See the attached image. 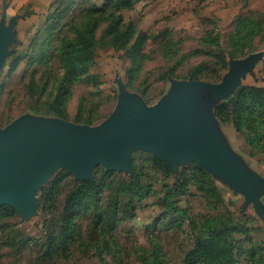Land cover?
<instances>
[{
	"label": "rangeland",
	"instance_id": "1",
	"mask_svg": "<svg viewBox=\"0 0 264 264\" xmlns=\"http://www.w3.org/2000/svg\"><path fill=\"white\" fill-rule=\"evenodd\" d=\"M131 1L127 8L109 0H70L67 8L53 2L37 13L28 0H0V17L7 5L4 25L13 32L10 53L0 67V129L35 117L94 126L111 115L122 89L150 107L174 82L218 84L231 62L244 67L248 57L259 52L252 71L235 90L212 102L231 105L241 87L264 88V0ZM114 24L121 34L118 43L109 31ZM76 30L81 35L79 50L89 60L86 70L66 84L58 108L51 102L69 53L63 44L77 37ZM139 36L141 45L130 56ZM192 97L183 115L185 124L191 121L201 131H214L210 98L200 92ZM261 127L249 146L230 124L220 122L246 168L264 178ZM154 158L171 170L156 165ZM129 161V172L97 164L83 180L58 167L35 191V213L25 220L10 205H1L0 264H188L186 256L206 226L228 228L231 264H264V210L260 215L252 204L242 208L243 194L228 182L196 162L171 167L142 149L132 151ZM192 167L214 183L212 194L199 190L203 180ZM79 183L89 191L73 213L63 251L59 234L65 201ZM260 202L264 206V195Z\"/></svg>",
	"mask_w": 264,
	"mask_h": 264
},
{
	"label": "water",
	"instance_id": "2",
	"mask_svg": "<svg viewBox=\"0 0 264 264\" xmlns=\"http://www.w3.org/2000/svg\"><path fill=\"white\" fill-rule=\"evenodd\" d=\"M6 8L4 5L0 17V67L13 41L11 26L4 25ZM261 55L251 54L244 67H239L242 62H231L228 73L215 85L201 80L174 82L170 91L150 107L122 89L111 115L94 126L37 117L12 122L0 129V206L10 205L25 220L35 213V191L58 167L77 180L91 177L97 164L129 172L132 151L142 149L168 161L171 167L178 162H196L241 192L242 208L252 204L262 215L264 178L247 169L232 150L212 102L227 98ZM194 92L210 98L217 127L214 131H201V126L191 121L185 124L183 115Z\"/></svg>",
	"mask_w": 264,
	"mask_h": 264
},
{
	"label": "trees",
	"instance_id": "3",
	"mask_svg": "<svg viewBox=\"0 0 264 264\" xmlns=\"http://www.w3.org/2000/svg\"><path fill=\"white\" fill-rule=\"evenodd\" d=\"M69 1L70 0H57L55 4L61 6L65 3L66 7V5L72 4ZM72 1L74 2V0ZM109 1L119 6L123 5L126 8L131 7L132 5L131 0ZM52 15L55 16V13ZM109 31L114 33L115 42L118 43L121 41V34L117 33L116 24L111 25ZM76 33L77 37L74 40L65 41L63 44L69 53L64 67L65 72L58 83L57 91L51 102L52 105H55L58 108H61L63 104L64 96L67 92L66 84H68L77 74L83 73L86 70L85 61L89 60L87 54L83 55L84 53L79 50L80 47L78 46L81 43V35H79V31L77 30ZM141 36L135 40L129 53L130 56H132L134 50L136 51L139 49V45H141ZM49 109H51V107H49ZM51 111L54 112L55 110L52 108ZM214 114L222 124H230L235 133L241 135L249 146H253L254 136H259L257 129L260 126H264V88L259 86L241 87L237 91L232 104L222 103L215 106ZM54 115L60 116V113L54 112ZM152 162H155L156 165L165 169V171L171 170L164 166L158 158H154ZM191 172L198 174L203 180L199 183L200 185L198 187L201 192L212 194L215 191L214 183L205 178L206 175L200 169L192 167ZM129 186L132 187V184ZM88 191L89 187L79 183L66 197L64 206L65 215L62 218L63 223L61 225V233L59 234V243L61 244L63 251L67 242V231L72 226L71 222L73 219V213L75 212V209L81 205ZM205 228L207 229V232L203 236L196 238L193 249L186 256L188 264L197 261H201L204 264H231L233 245L225 240L228 228L225 227L218 229L213 226H206Z\"/></svg>",
	"mask_w": 264,
	"mask_h": 264
},
{
	"label": "crops",
	"instance_id": "4",
	"mask_svg": "<svg viewBox=\"0 0 264 264\" xmlns=\"http://www.w3.org/2000/svg\"><path fill=\"white\" fill-rule=\"evenodd\" d=\"M29 2L33 3V6H35V12L37 13H43L45 9H49V5L53 2H56L57 0H28Z\"/></svg>",
	"mask_w": 264,
	"mask_h": 264
}]
</instances>
